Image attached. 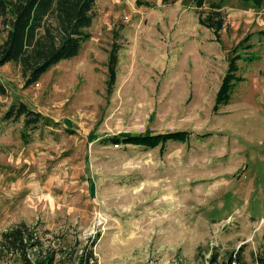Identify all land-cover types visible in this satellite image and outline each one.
<instances>
[{"label": "rangeland", "instance_id": "rangeland-1", "mask_svg": "<svg viewBox=\"0 0 264 264\" xmlns=\"http://www.w3.org/2000/svg\"><path fill=\"white\" fill-rule=\"evenodd\" d=\"M220 6L216 33L200 21ZM264 3L95 0L91 36L26 84L0 65V236L22 222L53 264H214L264 252ZM8 25L0 16V43ZM121 46L108 91L109 53ZM239 57L227 103L216 96ZM26 101L43 117H5ZM186 130L155 146L115 133ZM8 255L0 264H19Z\"/></svg>", "mask_w": 264, "mask_h": 264}, {"label": "trees", "instance_id": "trees-1", "mask_svg": "<svg viewBox=\"0 0 264 264\" xmlns=\"http://www.w3.org/2000/svg\"><path fill=\"white\" fill-rule=\"evenodd\" d=\"M168 1V0H163ZM203 6L206 0H189ZM253 1L260 6L264 0ZM95 0H0V16L8 25L6 38L0 43V65L15 60L27 77L26 84L36 81L45 71L61 59L77 55L84 40L91 36L87 30L93 22ZM206 16L200 15V21L216 33L224 25L219 4ZM264 32V29L261 30ZM120 45L115 41L109 53L108 91L112 92L117 79ZM239 57L231 56L229 66L217 91L215 108L227 103L236 80L242 79L236 74ZM236 79V80H235ZM235 80V81H234ZM6 86L0 81V93L6 92ZM24 115L26 122H36L43 114L33 109L26 101L11 104L5 117ZM186 130H166L159 132L115 133L104 137L105 140L119 143H136L147 146L164 144L169 139L184 140ZM42 240L25 222L16 224L0 236V262L8 255H18L19 264H53V255L40 249ZM257 264H264V252L254 253ZM215 263L217 253L212 256ZM246 263L242 249L231 254L228 261L221 264ZM75 264H99L93 247L84 248Z\"/></svg>", "mask_w": 264, "mask_h": 264}]
</instances>
